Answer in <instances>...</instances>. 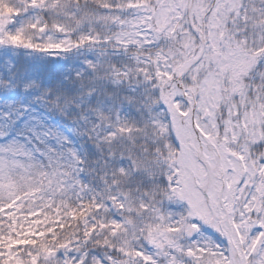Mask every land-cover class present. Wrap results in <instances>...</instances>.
I'll use <instances>...</instances> for the list:
<instances>
[{
	"label": "snow or ice",
	"instance_id": "6c2138e0",
	"mask_svg": "<svg viewBox=\"0 0 264 264\" xmlns=\"http://www.w3.org/2000/svg\"><path fill=\"white\" fill-rule=\"evenodd\" d=\"M0 264H264V0H0Z\"/></svg>",
	"mask_w": 264,
	"mask_h": 264
}]
</instances>
